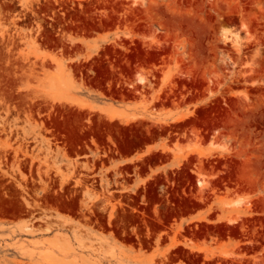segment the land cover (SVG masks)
<instances>
[{"label": "rangeland", "instance_id": "rangeland-1", "mask_svg": "<svg viewBox=\"0 0 264 264\" xmlns=\"http://www.w3.org/2000/svg\"><path fill=\"white\" fill-rule=\"evenodd\" d=\"M0 264H264V0H0Z\"/></svg>", "mask_w": 264, "mask_h": 264}]
</instances>
